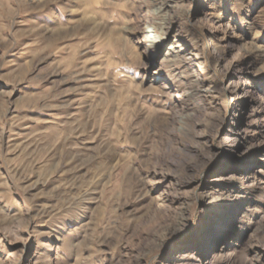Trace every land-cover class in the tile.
<instances>
[{
  "label": "rangeland",
  "instance_id": "1",
  "mask_svg": "<svg viewBox=\"0 0 264 264\" xmlns=\"http://www.w3.org/2000/svg\"><path fill=\"white\" fill-rule=\"evenodd\" d=\"M263 119L264 0H0V264H264Z\"/></svg>",
  "mask_w": 264,
  "mask_h": 264
},
{
  "label": "bare ground",
  "instance_id": "2",
  "mask_svg": "<svg viewBox=\"0 0 264 264\" xmlns=\"http://www.w3.org/2000/svg\"><path fill=\"white\" fill-rule=\"evenodd\" d=\"M195 59H196V61H199L200 60V59H198V57H196ZM187 64H188V66H194V65H197V67L200 66V65H198V64H200L199 62H194V61L188 62ZM197 81H199V82H190V86H193L197 90L198 94L199 93H202V94L205 95V94L212 93L213 86H211L209 84H206L207 83L206 82V79L200 78V79H197ZM187 95H190V93H187ZM257 109L258 108H256L255 110H253V112H255ZM244 131L246 133H248V122H246V124H245Z\"/></svg>",
  "mask_w": 264,
  "mask_h": 264
}]
</instances>
